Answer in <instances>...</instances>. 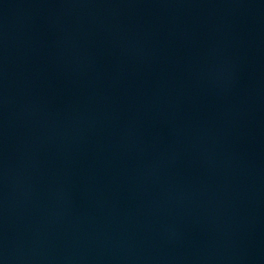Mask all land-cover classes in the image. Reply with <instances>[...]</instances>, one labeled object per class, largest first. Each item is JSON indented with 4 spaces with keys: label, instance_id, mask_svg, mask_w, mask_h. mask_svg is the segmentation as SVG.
Returning <instances> with one entry per match:
<instances>
[{
    "label": "water",
    "instance_id": "95a60500",
    "mask_svg": "<svg viewBox=\"0 0 264 264\" xmlns=\"http://www.w3.org/2000/svg\"><path fill=\"white\" fill-rule=\"evenodd\" d=\"M0 264H264V0H0Z\"/></svg>",
    "mask_w": 264,
    "mask_h": 264
}]
</instances>
